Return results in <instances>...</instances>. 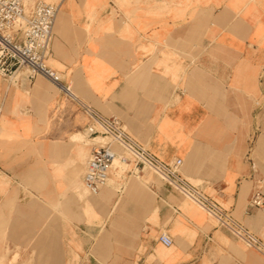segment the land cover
<instances>
[{
  "label": "crops",
  "instance_id": "1",
  "mask_svg": "<svg viewBox=\"0 0 264 264\" xmlns=\"http://www.w3.org/2000/svg\"><path fill=\"white\" fill-rule=\"evenodd\" d=\"M53 5L45 63L69 93L41 77H0V248H39L31 261L4 255L0 264H60L55 244L44 258L42 248L54 243L43 237L44 216L78 196L90 155L77 141L90 123L87 109L119 119L162 163L181 160L179 174L264 245V0ZM139 181L83 204L86 224L102 204L110 219L84 264H105L111 237L120 252L113 264H264L263 254L160 178ZM256 192L262 208L250 204ZM121 224L126 234L114 235Z\"/></svg>",
  "mask_w": 264,
  "mask_h": 264
},
{
  "label": "built area",
  "instance_id": "2",
  "mask_svg": "<svg viewBox=\"0 0 264 264\" xmlns=\"http://www.w3.org/2000/svg\"><path fill=\"white\" fill-rule=\"evenodd\" d=\"M31 2L32 0H0V77L12 80L22 75L29 82L41 77L69 93V89L62 86L58 74L45 63L50 52L53 24L59 6L40 0L30 5ZM86 111L90 123L83 129V134L93 144L82 184L90 194L96 195L105 185L116 158L124 164L133 162L141 170L147 168L152 171L186 200L205 211L218 226L224 227L247 247L264 255V245L257 238L227 210L179 174L181 160L170 164L162 163L129 134L119 119L105 118L90 109ZM105 139L109 141L103 143ZM112 145L119 151L114 150ZM250 204L255 208L263 207V198L259 192L253 195ZM158 241L167 248L172 245L170 238L164 233L160 234Z\"/></svg>",
  "mask_w": 264,
  "mask_h": 264
},
{
  "label": "rangeland",
  "instance_id": "3",
  "mask_svg": "<svg viewBox=\"0 0 264 264\" xmlns=\"http://www.w3.org/2000/svg\"><path fill=\"white\" fill-rule=\"evenodd\" d=\"M38 0H32V5L34 2ZM42 2L53 4L56 0H40ZM84 135V134H83ZM83 135L81 137H83ZM85 140V138H84ZM88 140L84 141L85 144ZM108 139H105L103 143L108 142ZM91 150V146L93 142L88 141L86 143ZM114 150H118L115 145H112ZM119 151V150H118ZM133 165L129 163L121 164L117 161L112 169H116L117 177L115 176V172L112 171L110 177H108L105 185L101 187L99 194H102L104 191H109V198L117 197L121 193V191L125 188V186L131 181L136 180L140 182L139 179L150 181L153 177L159 179L152 171L147 168L143 170L140 169L137 177L130 176L129 171L132 169ZM86 171V163L81 171V177L84 176ZM140 177V178H139ZM113 178V179H112ZM79 189H85L82 184V180L79 186ZM88 197H90V201L84 202V205L87 208L92 207L95 201V197L90 194L85 189ZM105 204H102L101 208H97L98 219L93 223L86 224L83 220V200L80 197H71L68 199H64L60 204V213L52 214L50 216L45 215L44 220L46 221L49 217L50 224L47 228V224H45V229L42 232L44 239L47 241H54V243H48L49 245L43 247V254L45 255V260H48V249H51L53 246L56 250H59V261L60 264H84V261L89 260L92 254V246L91 242H93V238L99 236L100 233L109 231L110 229V219H107V209ZM87 212H90L91 218H94V211L91 209H86ZM111 218V217H110ZM130 220L129 218L124 221L125 223ZM85 223V224H84ZM103 224V226H102ZM53 226V228H52ZM113 233V232H112ZM123 236L126 234L125 225L121 224L118 227H114V235ZM112 251L108 253L105 257V264H113L116 260V256L120 254L119 251L116 250L117 242L115 241V237H111L110 239ZM87 245L86 248H83L84 245ZM59 247V248H58ZM39 248L36 247H13V248H0V257L16 255L17 259L21 256H26L31 261L33 258L37 256V251ZM78 255V256H77ZM32 258V259H30ZM47 258V259H46ZM91 264H96L92 259H90ZM15 264V262H13ZM47 264V263H45Z\"/></svg>",
  "mask_w": 264,
  "mask_h": 264
},
{
  "label": "bare ground",
  "instance_id": "4",
  "mask_svg": "<svg viewBox=\"0 0 264 264\" xmlns=\"http://www.w3.org/2000/svg\"><path fill=\"white\" fill-rule=\"evenodd\" d=\"M56 2V1H55ZM82 135H80L79 137H78V139H77V141L79 142V143H84V137H85V139H87L88 141H91V140H89L86 136H83V137H81ZM87 141V142H88ZM104 141V140H103ZM86 142V143H87ZM91 142H93V141H91ZM117 161H119L121 164H124V163H122L119 159H115L114 160V162H113V164H112V166L117 162ZM112 169V168H111ZM87 195V193H86V191H85V189H79V191H78V196L83 200V204H84V202H87V201H90V197H88V196H86ZM77 196V195H76ZM93 196H98V193L96 194V195H93Z\"/></svg>",
  "mask_w": 264,
  "mask_h": 264
}]
</instances>
